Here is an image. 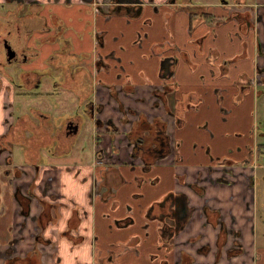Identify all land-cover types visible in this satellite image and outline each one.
<instances>
[{"label": "crops", "instance_id": "crops-1", "mask_svg": "<svg viewBox=\"0 0 264 264\" xmlns=\"http://www.w3.org/2000/svg\"><path fill=\"white\" fill-rule=\"evenodd\" d=\"M38 1L60 14L79 65L92 72L88 87L82 74L75 88L70 82L62 86L73 95L72 111L80 110L78 98L81 106L92 87L93 102L105 106L101 118L112 119L118 132L96 129L81 110L70 144L60 138L61 127L49 129L34 110L21 115L30 130L0 157V264L9 249L19 258L37 249L42 264H182L184 255L194 264H264L257 231L258 185L264 182V83L258 74L264 56L257 42L264 52V0L256 1L261 20L249 34L235 22L219 27L202 10H176L179 4L172 0H145L140 14L121 11L127 5L134 10L131 3H111L118 8L112 14L92 5V16L81 0H72L69 12L65 0ZM0 98L9 124L12 91L2 90ZM129 109L166 124L169 152L151 165L131 156L127 134L141 128ZM91 126L98 140L83 143ZM16 145L23 149L17 167L25 171L16 183L24 190L32 184L33 197L45 196L57 206L56 220L45 228L36 219L42 210L38 201H32L28 218L21 215L3 177V158L9 153L13 162ZM178 209L194 211L174 233ZM236 240L243 250L230 258Z\"/></svg>", "mask_w": 264, "mask_h": 264}, {"label": "flooded vegetation", "instance_id": "flooded-vegetation-1", "mask_svg": "<svg viewBox=\"0 0 264 264\" xmlns=\"http://www.w3.org/2000/svg\"><path fill=\"white\" fill-rule=\"evenodd\" d=\"M81 1L87 8L86 14L91 16L92 5L96 6L95 8L97 9L98 13H104L105 7H107V13L112 14L113 12L118 11V8H113L111 3H131L133 4L132 6H135L133 8L134 10L128 9L129 5H127L125 9L121 8V11L125 10L130 13L133 12L134 14H140L142 13V9H139L138 6L145 2V0ZM147 1L154 3V0ZM213 1H215L216 3L214 4ZM256 1L257 0H201V2L195 4L194 0H172L173 6L179 4L178 6H176V10H179V8L189 11H193V9L202 10V13L206 17V19L211 18L213 20L214 18H217V23L219 27H226V25L235 22V25L240 31L246 32L248 34L251 31L257 32V25L261 20ZM62 6L64 9L74 7L72 0H65ZM63 10L61 12H63ZM70 10L71 8L67 9L65 12H69ZM215 10L217 11L216 13ZM51 21L52 24L55 26L54 28L50 26ZM12 23H15V25L13 26ZM67 30L69 29H66V27L63 25L60 14L56 11H52V8L50 7H45V5L38 0H5V4L1 5L0 8V92L2 90L13 92V87L10 85V83L15 86L20 85L22 87H35L39 84L42 75H44L40 72L31 71L28 73L21 74V83L19 84L18 81L14 78V76H10L8 74L5 68L16 63L31 61L34 56H38V51H36L34 48H28L29 42H32L35 33L50 34L52 33V31L53 34H51L49 38H36L35 41L44 42L49 39V41L60 40L61 42V47L58 50L54 51L50 55L48 60L50 65L52 66L51 68H54L59 71L62 77L61 82L57 81L56 85L62 87L70 82L71 86L75 88V85H78L77 81L79 79L78 76H80V74H82L85 79L83 80L84 86H88L89 84H91L92 72L89 69L83 68L79 65L78 62L81 57L73 51L72 41L71 39H68V37H66L65 35ZM257 46L259 55L264 56V52L262 51V45L259 39L257 42ZM84 56L89 59L90 57H92L91 53H85ZM96 56L98 62L103 61L104 58L102 57L100 52ZM111 57H114V59L118 60L115 54H112ZM51 68L48 72L50 74H52ZM258 71L259 75L261 76L260 80L264 83V78H262V75H264V67L258 68ZM45 73H47V71ZM4 80H6L9 85L4 84ZM22 80L26 84H24ZM73 87L70 89V91L78 94ZM85 93L86 98L82 101L81 106L79 98L77 102V110L79 108L80 110L78 111L82 110L80 114L84 115L85 117L91 116L92 125H95L96 129L104 127L107 129L106 131L109 132L108 134L114 135L115 133H117L118 130L112 119L104 120L101 118V114L103 113L105 106L103 104H95L93 102L92 87L86 89ZM78 95L80 96V94ZM121 109L120 110L122 112H126L123 106L121 107ZM33 110L37 113L39 119H41V123L46 122L50 126L49 129H53V127H51L52 122L50 114H42L40 113L41 110L39 112L37 111V108H31V111ZM78 111L76 113V110L75 112L73 110L70 114H68L69 117H66L67 119L59 130L60 138H65L66 140L70 141V144H73L75 142V137L79 128V121L76 122V120L74 119V117L76 118L78 116ZM128 113L135 116H139L138 127L140 126L141 128L140 130L134 128L130 131V133L127 134V137L130 141V146L132 147L131 156L134 159L141 158L146 165H151L153 164L152 160L156 159L158 157V154L163 153L162 155H165L169 152V138L166 135V124L163 123L159 117H155L153 118V122H149L144 114L139 115L135 110L132 109H129ZM10 114L14 118V120L9 124L7 120L5 121L8 128L6 132L0 135V140L4 136L6 137L11 132H13L12 128L14 127L24 128V132H27L28 129H30L29 125L24 122V119L21 117V115H18L16 117L14 111H11ZM123 120H126V116ZM30 136L31 133L28 135V137L30 138ZM97 137V133L92 134L91 141L97 142ZM8 143H11V145H13L12 141H8ZM2 145L3 144L0 142V157L3 153H10L12 150V148L10 149ZM9 153L5 158H3V165L7 166L4 170L5 172H3V177L6 179V185L7 187H11L14 198L20 206L21 215L28 218L30 216V205L32 204V201L34 199L38 201L39 205L42 206V210L41 214L36 217V219L38 224L42 228H45V226L48 225L47 221L50 217V210L53 211V209H56L57 206L55 204L50 203L48 201V198L46 199L45 196L33 197L31 192L32 184L30 185V187L24 190L22 185L16 183V179H20L24 175L25 171L19 169L17 166L12 168L13 162L10 158ZM23 191H25L26 193H24ZM193 211L194 209L190 210L189 212L184 209L183 212H181L178 209V211L176 212V214H178V223L175 227H172L174 233H178L184 227V224L182 222H188L190 217L192 216L190 214ZM205 211L206 214L209 212L208 209H205ZM180 212L181 216H183V220L179 217ZM216 214L218 215V217L220 216L218 212H216ZM221 227L223 230L224 226L222 223ZM222 234H226V231ZM41 239L42 235L40 234L37 236V243L41 242ZM220 241L223 242L224 240L222 239ZM234 245L237 248L232 249L228 252L230 258L238 256V254H236V252L234 251H238L240 249L239 241H234ZM202 251H208V247L203 248ZM37 252L39 253V257H37V255L33 257V260L31 259L27 262H21L17 260V258L19 257L14 256V250L9 249L8 255L10 256L8 259L5 260L4 264H7V262H10L9 264H42L39 250H37ZM232 253L235 254L232 255ZM29 254H31V252L28 253L27 256H29ZM220 254L221 253L219 251L216 257L218 261L220 260ZM182 259V264H194V260L188 255H184Z\"/></svg>", "mask_w": 264, "mask_h": 264}, {"label": "rangeland", "instance_id": "rangeland-1", "mask_svg": "<svg viewBox=\"0 0 264 264\" xmlns=\"http://www.w3.org/2000/svg\"><path fill=\"white\" fill-rule=\"evenodd\" d=\"M50 26L52 28L55 27L52 24V21L50 22ZM51 34H53V31L50 34L35 33L32 42H29L28 44V48H34L36 51L39 52V55L34 56V58L31 61L16 63L11 66H7L5 69L7 70L10 76H14V78L18 81L19 84L21 83V78H20L21 74L28 73L31 71L40 72L44 74L42 75L39 84L35 87H30V86L22 87L20 85L15 86L12 83H10V85L13 87L12 89L13 99L11 100V103L13 105V110L15 109L14 114L15 116L26 113L30 114L31 108L32 109L37 108L43 112L49 113L51 115L52 124L55 125L56 128H59L64 124L66 120L65 115H68L72 112V107H70V103L73 100V98H71V96L73 95L71 92L65 91L61 86L56 85L57 81L61 82L62 77L59 71H57L54 68H51L52 66L48 61L50 55L61 47L60 40L49 41L48 39L44 42L35 41L36 38H47V37L49 38ZM141 35H142L141 33L138 34V38H137L138 41H141L142 39ZM50 68L52 70V74L48 73ZM46 71L47 73H45ZM258 74H257V78H258ZM24 84L26 83L24 82ZM3 108L4 105L0 98V132L5 130L6 127L5 125L6 118L4 115L5 110ZM92 134H93V127L91 126L90 130H87L84 133V135L81 137L83 143L91 142ZM88 152L89 151H87V153ZM12 159H13L12 168L23 164V149L21 146L19 145L14 146V149L12 151ZM260 177L261 175H259V178ZM258 188H261V190H259L260 194L258 196V212H259V220L257 225V231L259 236L258 245L264 246V199H263L264 182L260 181ZM45 191L48 192L47 190Z\"/></svg>", "mask_w": 264, "mask_h": 264}, {"label": "trees", "instance_id": "trees-1", "mask_svg": "<svg viewBox=\"0 0 264 264\" xmlns=\"http://www.w3.org/2000/svg\"><path fill=\"white\" fill-rule=\"evenodd\" d=\"M30 129H28L29 131ZM12 131L8 136H4L3 138H1L0 142L3 144L2 146H6L8 148H12V145L11 143H8V141H12V144L16 143L19 141V138H22L23 134H24V131L25 129L24 128H17V127H14L12 128ZM37 134V131H33V136ZM31 137V136H30ZM54 137H57V134H55ZM51 220H56V217H53L52 215V211L50 210V217L48 218V221L47 222H50ZM225 232V227L224 229L222 230V233ZM223 244L222 241H219V246H221ZM242 248L240 247V249L238 251H234L236 252V254H241L242 252ZM39 253L37 252V249L33 250L31 252V254H29V256H27L26 258H17V260L21 261V262H27L29 260H33V257L37 256ZM235 254V253H232V255ZM39 257V255L37 256ZM39 260V259H38ZM40 261V260H39ZM10 262H7V264H9Z\"/></svg>", "mask_w": 264, "mask_h": 264}, {"label": "water", "instance_id": "water-1", "mask_svg": "<svg viewBox=\"0 0 264 264\" xmlns=\"http://www.w3.org/2000/svg\"><path fill=\"white\" fill-rule=\"evenodd\" d=\"M160 156H164V155L160 154Z\"/></svg>", "mask_w": 264, "mask_h": 264}]
</instances>
